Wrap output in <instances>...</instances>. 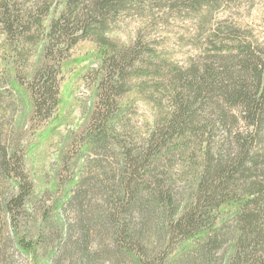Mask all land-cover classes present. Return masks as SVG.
<instances>
[{"label":"trees","instance_id":"16d2710c","mask_svg":"<svg viewBox=\"0 0 264 264\" xmlns=\"http://www.w3.org/2000/svg\"><path fill=\"white\" fill-rule=\"evenodd\" d=\"M151 1L0 0L3 72L31 105L26 140H0V180L10 184L0 207L28 264H54L64 254L95 264L89 238L98 233L86 230V217L69 220L64 212L79 201L89 167L108 178L98 213L108 258L181 264L195 252L200 264H264V37L240 20L210 22L218 0H175L177 11L206 20L190 38L198 51L186 63L146 38L154 18L131 41L110 35L122 13H141ZM84 41L96 60L82 72L93 104L62 155L55 198L32 221L27 149L56 118L64 66ZM136 100L153 114L143 132L128 117ZM76 224L80 242L72 240ZM223 240L230 249L215 260Z\"/></svg>","mask_w":264,"mask_h":264},{"label":"rangeland","instance_id":"374dc122","mask_svg":"<svg viewBox=\"0 0 264 264\" xmlns=\"http://www.w3.org/2000/svg\"><path fill=\"white\" fill-rule=\"evenodd\" d=\"M180 1L177 0V2ZM174 2L175 0H165L163 3L155 0L150 3L145 2L141 13L133 8L129 9L121 14L110 35L120 41H131L137 28L145 25L150 18H154L155 23L146 34V38L153 40L159 46H165L179 63H186L189 56H194L198 51L190 38L192 34H196V27L200 26V21L206 20L196 14L190 15L177 11ZM218 2L219 6L213 7L212 16L208 18L210 22L214 23L226 18L240 20L242 23L249 24L260 38L264 37V0H218ZM166 13L167 19L162 17ZM91 49L92 44L88 41L81 42L76 47L63 69V77L60 81L61 102L57 116L28 146L25 165L32 176L36 194L28 216L29 220L33 221L37 218L40 204L48 201V198L50 200L55 198L57 173L62 155L87 122L94 100V91L87 81L82 79V72L96 64V60L90 53ZM4 54L0 36V140L6 143L18 135L25 141L31 105L28 93L22 85L16 83L14 79H11V85L6 81L3 71L8 66L5 63ZM39 54L40 48L30 58L32 64L36 62ZM152 116L150 107L136 100L134 111L128 117L135 129L143 132L145 126L152 121ZM218 132V137L225 143L227 140V136L223 137L226 135L225 132L221 129ZM260 174L264 177V169ZM107 187L108 178L101 169L89 167L85 170V178L81 183L79 201L64 212L69 220H73L74 217H86L88 220L83 221L86 230L98 233L89 238L91 253L98 249L95 264H131L125 256L116 255L112 260L111 257L108 258L102 253L104 239L100 231L103 229V221L100 220L98 213L103 209V197ZM9 190L10 184L0 180V199ZM90 217L92 219H89ZM95 217L99 218V221H93ZM134 222L138 224L139 221L134 220ZM72 233V240L80 242L81 230L78 224L74 226ZM11 236L0 207V264H28L29 254L20 251ZM229 249L230 242L223 240L220 248L216 250L215 260ZM54 264H75V256L70 259L67 254H64ZM181 264H200V259L194 252L190 259L184 260Z\"/></svg>","mask_w":264,"mask_h":264}]
</instances>
